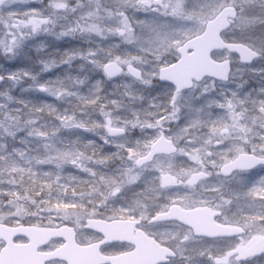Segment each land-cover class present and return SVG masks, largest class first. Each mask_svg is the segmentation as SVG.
Returning a JSON list of instances; mask_svg holds the SVG:
<instances>
[{"label":"rangeland","instance_id":"1","mask_svg":"<svg viewBox=\"0 0 264 264\" xmlns=\"http://www.w3.org/2000/svg\"><path fill=\"white\" fill-rule=\"evenodd\" d=\"M52 2L53 0H41L34 9L47 10ZM60 2H63L66 7L56 9L51 16L46 15L43 18L46 22L41 25V30L39 31L41 34L45 35L44 29L46 28L47 31L45 32L55 38L74 37L76 35L84 39L93 38L95 41L101 38L105 40V44L110 48L111 57L108 60L115 61L123 68L134 65L143 72V75L147 69V65H144V69L142 70L141 64L135 57L146 56L150 52L163 54L164 60L167 63L155 65V70L152 74L153 79L157 76V68L160 69L163 66L169 65L172 59L177 58L176 50L161 49L157 52L152 47H145L141 43V41L147 42L148 40L149 33L142 25V22L146 18L152 19L155 17L161 26L175 23L170 17L164 15L162 8L159 14L156 15L158 0H146V3L143 5H141L140 0H60ZM164 2L166 0H160V3ZM182 2L187 4L189 9L194 12H199L202 10L209 11L210 9L207 6L217 3V0H182ZM243 3L250 6V14L246 19L248 31L242 33L240 28L234 26L230 32L223 36V39L233 43L245 44L256 51V48L261 46V40H264V0H243ZM25 8L33 7L25 4L4 5L0 8V17H6L7 13L14 9L23 11ZM124 9H127L126 13ZM61 13L66 19L61 18ZM67 16H78L80 21H74L77 24V31L70 27L71 22ZM32 18L37 22L41 19L39 15H35ZM19 20H24V17L21 16ZM189 21L193 22L189 23ZM195 21L196 17L194 15L184 18L183 22L187 24V28L183 33L185 41L200 34ZM19 28L24 30V35L31 34L30 25L26 26L24 23H19ZM96 36L98 37L97 39ZM0 38V40L4 39L2 30H0ZM26 40L27 38L23 36L20 47L9 53L5 52L2 45L3 53L11 59L16 58L17 54L23 52V45L29 44ZM174 47L177 49V46L174 45ZM146 49L147 51H145ZM215 59L218 61L224 59L231 61L233 66L231 80L233 82L222 85L205 81L199 84V87L175 99V104L179 109L178 112L175 114L172 112V116L165 123L161 121L166 119L167 116L159 121L158 126L163 131L157 132V135L165 133L176 145L178 142L179 147L183 148V151H178V154L174 157H160L153 164L138 168L135 163L143 156V153L135 149L132 152H128L126 149L129 143L126 138L109 140L111 148L122 149L126 155L121 161L124 167H117V169L113 170V179L111 180L113 183L102 184V188L107 190L105 191V196L99 197L96 192L91 199L85 196V200L80 199L83 201V207H73L71 204H68L69 207L55 205L53 208H49L46 211L47 214L42 217H62L64 221H66V216L70 217V225L77 230L78 239L84 240L86 234L83 230V223L85 219L101 218L106 221L124 219L114 215V210L120 209L122 205L133 204V201L121 195H123V191L128 192V186L130 184L133 186L136 180L140 181L135 187L141 188L145 194L147 185L166 176H181L183 180L190 175H196L199 171L203 172V170L210 169V175L213 177L215 176L214 172L217 167L246 148H249L252 153L258 156L264 153V110H262L264 109V98L260 104H257V101L253 100L254 114L247 112L245 104L248 100L247 98L251 95L247 94L248 89L245 88V85L248 84L246 83L251 80L255 83L259 80H264V59H260L252 67L240 66L237 59L227 53L216 54ZM139 84L140 86H144L142 90L146 91V87L150 88V86ZM205 84L211 87L205 88ZM238 84L242 85V87L238 88ZM121 86L126 90H130L131 93L140 90L138 83L125 78L121 80ZM132 94L130 97L127 96L128 98L124 105V107L127 105L129 107H122L121 112L113 116L109 115L106 125L112 124L111 126L113 127L121 125L120 127L122 128L128 127L126 130L132 129L131 117L137 116L135 115L137 111L139 114L143 113L141 111L144 110L143 107L145 106L142 100H138ZM145 102L149 107L150 102ZM131 105H134V107ZM174 135L176 139L171 138ZM2 151L3 148L0 144V152ZM66 156L65 161L62 163H66L73 158L69 157V155ZM23 159L24 157L20 155V157L13 160L15 163L21 164ZM3 168L1 167V169ZM7 170L10 172L9 168ZM17 172H21L20 168ZM260 178H264V173L261 175L259 173H250L235 179L236 181L234 180L233 187L235 188L236 186L237 192L231 201L223 200L221 204L222 207L232 210V214H229L230 217L238 215V221H243L244 224L248 225L260 223V217L256 215L260 211V202H264V189H260L258 184ZM215 181L216 178H211L203 181L201 184L207 186V189H214L218 186L217 183L215 184ZM254 182L256 183V187L253 188L250 194L245 192L244 195H240L242 188L248 189L253 186ZM124 184H126V188L123 187ZM110 187L112 188L110 189ZM116 188H119L120 191L115 192ZM113 192H115L114 196L112 195ZM179 192L175 191L172 195H176ZM133 195L134 193L131 194V196ZM105 197H107V200H105ZM206 197H200V199H203L202 202H212V200H208ZM71 199L75 198L72 196L69 200ZM248 199L255 203L254 208H249V205L245 202ZM105 203L107 204V208L104 206ZM136 203L138 204L139 202L137 201ZM136 203L135 208L137 209ZM7 206L0 210V217L5 220L13 214H18L17 216L20 218L29 216L16 203L7 202ZM138 211L140 212L139 209ZM230 217L226 218V220L230 219ZM182 237V233L170 232L168 234V241L171 244H176L177 240H180ZM241 242L243 243V240ZM213 243L223 247L228 242H187L184 244V247L188 251H185L183 254L189 256L191 249L201 244ZM201 264H203V260H201Z\"/></svg>","mask_w":264,"mask_h":264},{"label":"trees","instance_id":"2","mask_svg":"<svg viewBox=\"0 0 264 264\" xmlns=\"http://www.w3.org/2000/svg\"><path fill=\"white\" fill-rule=\"evenodd\" d=\"M61 18L66 19L62 13ZM67 18L77 31L74 21H80L78 16ZM44 33L24 35L29 44L23 45V52L14 59L5 55L0 45V208L13 202L34 217L47 214L55 205L69 207L73 189L77 200H85V196L91 199L95 192L105 196L107 190L102 184L113 183V170L124 167L121 161L126 153L111 148L109 139L93 131L92 126L103 124L104 131L109 115L121 112L127 96L133 93L145 105L143 113L137 111V116L131 117L130 125L135 130H127L124 137L133 150L146 152L157 132L163 131L153 125L167 116L161 121L165 123L172 116L167 114L168 108L153 110L145 102L151 100L157 107L163 96L170 102L173 90L169 85L156 80L157 86L146 87L145 91L138 84L140 90L131 93L121 86V80L128 77L109 81L102 70L96 69L97 63L103 66L111 57L105 40L78 35L55 38ZM10 74L15 79H9ZM97 80L103 81L99 88ZM20 155L23 161L15 163L13 159ZM66 155L73 158L62 163ZM19 168L21 172H17ZM139 181L130 184L129 191L121 196L133 201L134 207L138 201L137 210L145 213L148 186L144 194L135 187ZM153 185L156 189V183Z\"/></svg>","mask_w":264,"mask_h":264},{"label":"water","instance_id":"3","mask_svg":"<svg viewBox=\"0 0 264 264\" xmlns=\"http://www.w3.org/2000/svg\"><path fill=\"white\" fill-rule=\"evenodd\" d=\"M40 0H3L2 4L8 2H27L37 3ZM231 29V28H230ZM229 29V30H230ZM228 30V31H229ZM226 31V32H228ZM225 32V33H226ZM235 47L227 48L224 44L217 41L213 32H207L200 34L185 42V45L180 46L177 49L179 56L178 60L170 66L161 68L158 72V81L161 84H169L172 86L176 93H182L189 91L193 88L194 84L201 83L204 79L215 80L221 82L222 80L230 79L231 74V62L229 60L216 61L208 56V52L212 49H219L216 53L228 52L230 55L237 57L240 65H251L259 58L253 57L252 59H245L250 53L254 52L247 46L241 43H234ZM182 48V50H181ZM104 73H111V77L108 80L118 79L123 74V69L114 61L106 63L102 68ZM126 73L129 78L136 82H142L143 73L141 70L134 66H130L126 69ZM105 76V75H104ZM123 129L106 126L105 132L108 137L116 139L125 134ZM177 153V147L171 140L164 135H160L149 147L147 153L138 159L137 166H145L153 162L157 157H169ZM259 159L253 154H239L234 160L223 164L219 169V174L223 178H229L236 172H249L264 169V164L257 163L254 167L249 168L252 159ZM225 165L228 166V170H225ZM245 169H248L245 171ZM205 173H199L197 179L205 177ZM173 181L166 179L163 185L168 187ZM218 213L213 209L203 206L197 207L191 210H185L180 206H171L167 212L158 214L153 223H178L186 228L191 229L193 235L197 238L204 239H232L240 237V233L244 230L238 226L222 225L216 221ZM85 227L87 230L95 232L103 237L104 242L115 241L122 243H134L138 249L137 256L143 258L146 263L150 260L147 258L146 253H142L141 250L151 245L147 241V237L141 233L134 237L133 230L135 225L131 224L128 220H114L105 221L100 219H88L85 221ZM17 235L26 237L30 243L28 246L38 248L46 241L56 238H62L66 241L65 246L58 250L56 255L60 258L67 260L68 264H103L107 261L108 264H131L133 260H136V253H130L118 257H101L98 253L100 244L92 245L89 247H80L75 243V233L73 229L69 227H61L59 229H39L34 227H17L14 229L8 228L4 225H0V238L15 237ZM44 241V242H43ZM154 244V247L156 248ZM264 246V239L259 238L253 242L244 251L255 249L257 247ZM10 246L9 248H11ZM9 248L6 250L5 255L8 253ZM28 249V247H27ZM26 251V261H40L36 256H29ZM68 255V259L66 258ZM157 255V254H156ZM164 255L168 257L165 253ZM158 260L154 259V264H157Z\"/></svg>","mask_w":264,"mask_h":264},{"label":"snow or ice","instance_id":"4","mask_svg":"<svg viewBox=\"0 0 264 264\" xmlns=\"http://www.w3.org/2000/svg\"><path fill=\"white\" fill-rule=\"evenodd\" d=\"M3 0H0L2 3ZM66 5L60 0H53L50 3L47 10H39L34 8H25L21 10H12L7 13L6 17H0V30L3 32L4 39L0 40V45L4 46L5 52H13L14 49L20 47L24 30L19 28V23H24L26 26H31V34H37L41 30V25L46 21L43 19L46 15L51 16L53 11L56 9H63ZM209 11H199L194 12L189 9L188 5L183 3L182 0H166L164 3H160L158 0V7L156 9V15L159 14L160 9L164 10V15L171 18L175 23L161 26L158 23V20L154 17L152 19H145L142 22V25L148 31V40L147 42L141 41L145 47H152L154 51H160L161 49H171L175 51V46L185 45V38L183 33L187 28V24L184 23V18L190 15L196 17L195 25L199 30V33L213 32L216 36V39L221 44H224L227 48L235 47L234 43L225 42L223 40L224 33L232 27L240 28L241 32H247L248 26L246 24V19L250 14V6L243 3V0H217V3L207 6ZM124 12H127V9H124ZM39 15L41 19L37 22L32 17ZM23 16L24 20H19ZM193 21H189L192 23ZM47 31V29H44ZM195 35V33H193ZM182 50V48H181ZM219 51V49H212L208 52L210 58H215L214 53ZM253 57L262 59L264 58V40H261V46L256 48V51L250 53L249 56H246L245 59H252ZM167 63L166 60L161 61L159 64ZM159 69L157 68V71ZM109 75H112L109 73ZM9 79H15L14 75H9ZM2 79V77H0ZM231 103V102H229ZM264 110V109H262ZM123 131V130H121ZM128 152H132L133 148L128 147L126 149ZM136 163H139L137 160ZM257 163L264 164V153H261L260 158L257 160L252 159L249 168L254 167ZM225 170H228V166L225 165ZM248 169H245V171ZM103 179V177H101ZM260 189H264V178H260L258 181ZM256 187L254 182L253 186L248 189H241L240 195H244L245 192L251 193L253 188ZM120 191L119 188L115 189V192ZM115 192L112 195H115ZM10 197L15 195L13 193H7ZM76 192L73 189V197H75ZM229 196L232 195L231 192L228 193ZM107 200V197H105ZM249 208H254L255 203L250 199L245 201ZM68 204H71L73 207H83V201L77 199H71L67 201ZM107 208V204H104ZM155 211H158L155 210ZM114 215L120 216L124 219H127L131 224L135 225L137 228L146 230L145 225L148 223L149 219H155V212H150L148 217H144L141 212H139L132 205H122L120 209L114 210ZM260 217L259 224H245L244 231L240 233V236L243 237V243L241 240L233 239L226 243L223 247L216 244H201L198 247L191 249V254L189 256H183L185 251H188L184 245L180 243L176 244H165V253L168 255L169 259L167 264H177L176 256H181V261L179 264H259L260 257H264V246L257 247L248 251L243 249L246 247L247 241L256 238L259 236L264 239V202H260V211L256 213ZM65 220L67 223L71 224L70 217L66 216ZM0 223L14 225L15 221L11 218L5 220L0 217ZM191 237V229L188 230V234L185 235V239ZM194 238V237H192ZM93 241L99 242L103 240L102 236H94ZM20 242L24 244L27 243V240L20 235L12 237L10 239L0 238V264H8V261L5 256L6 250L10 246H20ZM83 243H89L90 241L84 240ZM64 241H55L49 242L47 245L38 249L39 253L42 255L40 264H67V262L56 255L59 247L63 245ZM130 248L131 245H127L122 242L108 241L100 244L99 254L103 257H108L113 255V249L119 248L123 250L124 248ZM103 264H108L107 261H104Z\"/></svg>","mask_w":264,"mask_h":264},{"label":"flooded vegetation","instance_id":"5","mask_svg":"<svg viewBox=\"0 0 264 264\" xmlns=\"http://www.w3.org/2000/svg\"><path fill=\"white\" fill-rule=\"evenodd\" d=\"M28 6H33V8H35L36 6H38V4H28ZM177 58H178V56H177ZM177 58L172 59L171 63L175 62L177 60ZM171 63L169 65H171ZM166 66H168V65H166ZM252 66L253 65H251L250 67H252ZM163 67H165V66H163ZM156 80H157V76H156V78L153 79V82L155 83ZM157 82L160 85H165V84L159 83L158 80H157ZM211 82H214V81L211 80ZM227 84H229V83H227ZM246 84H248V85H245V88L248 89L247 94H249V95L251 94L247 98L248 100L245 103L246 109H247V112H251L252 114H254L255 109H253L254 108L253 100H256L257 104H260L262 102L261 100L264 98V91H261V89H264V80H259L256 83L251 80L250 82H248ZM195 88L196 87H194L192 90H194ZM171 89L173 90L172 97L174 96L175 99L177 97L184 96L186 93H188V92H185V93H180L177 95L175 93L174 89L173 88H171ZM163 97H164V99L166 98V96H163ZM161 100L162 99H159L158 101H161ZM171 106L173 107V101L172 100H170V102H168L167 106L160 104L159 107H156V106L154 107L152 105V103L149 104V108L153 109V110L154 109L164 110L167 107L169 109L167 114H172V111H170V110H172ZM262 106H263V104H262ZM175 107L177 108L176 104H175ZM162 113L166 114V113H164V111H162ZM132 130H135V129L132 128ZM160 135L166 136L165 133H159L158 136H160ZM153 141L150 143V146L153 143ZM149 147H148V149H149ZM178 151H179V149H178ZM241 153H251V150L249 148H246L242 152L236 154L234 157H232L228 161L235 159V157ZM177 154H178V152H177ZM176 155H174V156H176ZM174 156H170V157H174ZM258 157H260V156H258ZM158 158H160V157H158ZM158 158H156L151 164H153ZM166 158H168V157H166ZM147 166H149V165H147ZM209 170L210 169L203 170V172L206 173V176L203 177L202 179H197V174L194 176L190 175L188 178H184L183 180H182L181 176L163 177L161 180H156L154 182V183H156V189H154V185H153L154 183L151 182L149 185H147L148 186L147 193H148L149 199H148L147 207L145 210L146 212L145 213L141 212V211L140 212L143 214L144 217H148V214L150 212H155V216H156L158 214H162V213L167 212L169 207L174 206V205L180 206L186 210L194 209V208L200 207V206H208V207H211L216 212H218V218H217L218 223L223 224V225L238 226L244 230L245 224L243 221H238V219H239V217H237L238 215H236L235 217H230L229 214H232V212H231L232 210L231 209L228 210L227 208L222 207L221 204H222L223 200L231 201L234 194L237 192L236 186H235V188L233 187L234 182L236 181L235 179L242 177V176H246L247 174H250V173H259V175H261L264 173V169H261V170L255 171V172H238V173L233 174L229 178H222L219 175V168H218L217 172H214L215 176L211 177ZM199 172H201V171H199ZM199 172H197V173H199ZM211 178H216L215 184L216 183L218 184V186H216V188H214V189H212L210 187L212 190L207 189L208 188L207 186H204L201 184L203 181L209 180ZM166 179H171L173 181L171 183V185L168 187L163 185V181ZM154 191H156V196L154 195ZM175 191H180V192L176 195H172L173 192H175ZM229 192L232 193L231 196L228 195ZM201 196L202 197L208 196L206 198H208V200H212V202H210V203L209 202H202L203 199H200ZM2 209H4V208H0V210H2ZM157 209H158V211H155ZM56 213H58V212H56ZM17 215L18 214H16V215L13 214L9 217L15 221L14 225H8V224H4V223H0V225H4L8 228H16L19 226H29V227H37V228H41V229H44V228L45 229H59L61 227L67 226V227H70L71 229H73V231L75 233V243L77 244V246H80V247H89L92 245H97L103 241V240H101L99 242L93 241L92 238L94 236L99 237L100 235L96 234L92 231L87 230L83 224V230L85 231V234H86L84 240L90 241L89 243H83L82 241H84V240H79L77 237V234H78L77 230L73 226L68 224L66 221H64V219L62 217L48 218L46 216L42 217V215L36 216V217L29 215L26 218H20ZM228 217H230V219L226 220V218H228ZM9 218H7V219H9ZM152 220L153 219L148 220V223L145 225L146 230L139 229L135 226L134 230H133V234H132L134 237H136L137 235H140L141 233H143L147 237V241L152 244V246L148 245L146 248L141 250L142 253H146L147 258L150 257V260L148 261V263H146V261L143 258H140L137 256L138 249L134 243L133 244L132 243L131 244L125 243L127 245H131L130 248L126 247L123 250H120L119 248L113 249L114 254L110 255L108 257L109 258L117 257V256H122V255H126L129 253L135 252L136 253V260H134L131 264H154L153 262H154L155 258L158 260L157 262H159L157 264H167L169 257H166L164 255V249H165V244H171L168 241V234L170 232H175V233L178 232V233L183 234V237L180 240H177V243H180L182 245H184L187 242L212 243V242H220V241L229 242L230 240H233V239H238L241 241L243 240V237H236V238H232V239H218V240H216V239L215 240H209V239H204V238H197L193 235L192 231H191V237L186 240L185 235L188 234V230H189L188 228L183 227V226H181L175 222H172V223H153ZM192 237H194V238H192ZM6 238L9 239V237H6ZM24 238L27 240L26 244H24L23 242H20V246H12L11 248H9L8 253L5 255L6 259L8 261V264H40V261L42 259V255L38 251L39 248L47 245L49 242H55V241L63 240L64 241L63 245L61 247H59V249H58V250H60L66 244V241L64 239L56 238V239H51L49 241H46L45 243H43L38 248L33 249L32 247L28 246L30 243L29 239L26 237H24ZM258 238L259 237L252 239V240L254 241ZM252 240L247 241L245 248H247L251 244ZM154 244L158 245V246H156V248H155ZM27 247H28V249H27ZM26 251L29 253L28 254L29 256H36L38 259H40V261H34L33 259H31V261H26L27 260ZM98 253H99V249H98ZM183 256L186 257L185 254H183ZM66 258L68 259V255H66ZM262 258H264V257H260V259H262ZM175 259L177 261V264H179V262L181 261V256L178 255V256H176ZM66 262H67V260H66ZM67 264H68V262H67Z\"/></svg>","mask_w":264,"mask_h":264},{"label":"clouds","instance_id":"6","mask_svg":"<svg viewBox=\"0 0 264 264\" xmlns=\"http://www.w3.org/2000/svg\"><path fill=\"white\" fill-rule=\"evenodd\" d=\"M140 2H141V5H143L144 3H146V0H140ZM145 51H147V49ZM135 59H137V61L141 64L142 70L144 69V65H147V69L144 71V77H143L142 83L144 85L150 86V87L157 86L153 82L152 74L155 70V65L159 64L161 61L164 60V55L163 54H157L155 52H150L146 56L135 57ZM262 59H264V58H262ZM46 67H47V65H46ZM95 67L98 71H100V70H102L103 66H102V63H97L95 65ZM104 75H105L106 79L111 77V75H109V73H104ZM231 82H233L231 79H226V80H222L220 83L222 85H224V84L231 83ZM102 83H103V81L97 80L96 81L97 88H99ZM199 86L200 85L197 84L195 87H199ZM210 87H211L210 85L205 84V88H210ZM237 87L240 88V87H242V85L238 84ZM261 91H264V89H261ZM233 95H235V93H233ZM169 99H171L173 101L172 112H173V114H175L176 112L179 111V109L175 107V97L173 96V97H170ZM149 102L151 103V100ZM113 103H116V102H113ZM160 104L167 106L168 99L161 100L157 104V107H159ZM166 110H167V107H166ZM101 112H103V106H101ZM105 115H106V113H105ZM158 124H159V122H157L156 125H153V127H157ZM92 130L96 131L97 134L106 135V133H104V131H103V124H93ZM171 138L176 139L175 135ZM177 146H178L179 151H183V148L179 147L178 142H177ZM259 264H264V259H260Z\"/></svg>","mask_w":264,"mask_h":264}]
</instances>
